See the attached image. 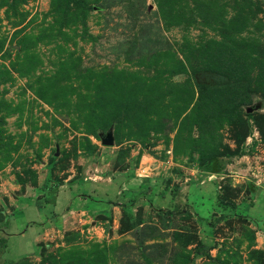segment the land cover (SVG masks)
Masks as SVG:
<instances>
[{
    "label": "rangeland",
    "instance_id": "rangeland-1",
    "mask_svg": "<svg viewBox=\"0 0 264 264\" xmlns=\"http://www.w3.org/2000/svg\"><path fill=\"white\" fill-rule=\"evenodd\" d=\"M258 198L264 0H0V264H264Z\"/></svg>",
    "mask_w": 264,
    "mask_h": 264
},
{
    "label": "crops",
    "instance_id": "crops-1",
    "mask_svg": "<svg viewBox=\"0 0 264 264\" xmlns=\"http://www.w3.org/2000/svg\"><path fill=\"white\" fill-rule=\"evenodd\" d=\"M114 182H116L115 184L117 186H123L124 189L127 188H132L134 186H136L137 184V178H134L133 176H130L128 173H119ZM90 184V183H88ZM206 185V184H205ZM195 186L198 188L200 185H196ZM210 185H206V187H208ZM199 189V188H198ZM257 196H260V192L256 193ZM256 196V195H255ZM85 200H90L88 197L85 198ZM256 203L257 205L253 208L250 209V212L254 215H256L258 217V226L263 230L262 235L264 236V201L261 202L260 199H256ZM88 202V201H87ZM86 201H84V204L87 203ZM96 202V201H95ZM75 203H78V201H72L70 204L75 205ZM98 203V201H97ZM99 205L95 206L96 210H90V209H84L81 210L82 213L85 215H88L89 217H93V214H97L98 212H108L109 210H111V207L106 205V204H102L101 202L98 203ZM74 209V208H73ZM70 209L68 212L60 214L55 216V221L57 222V224L55 225L57 228V232L61 233V231H65L68 229H71L70 225H73L74 223L71 220L70 223V219L72 217H74L73 213H77V210H73Z\"/></svg>",
    "mask_w": 264,
    "mask_h": 264
},
{
    "label": "trees",
    "instance_id": "trees-1",
    "mask_svg": "<svg viewBox=\"0 0 264 264\" xmlns=\"http://www.w3.org/2000/svg\"><path fill=\"white\" fill-rule=\"evenodd\" d=\"M0 244H1V239H0ZM73 249L74 247L60 248L55 252L54 251L48 252L46 249H43V251L40 253L39 264H52V263L59 264L63 262L65 263L68 260L67 255H69Z\"/></svg>",
    "mask_w": 264,
    "mask_h": 264
},
{
    "label": "water",
    "instance_id": "water-1",
    "mask_svg": "<svg viewBox=\"0 0 264 264\" xmlns=\"http://www.w3.org/2000/svg\"><path fill=\"white\" fill-rule=\"evenodd\" d=\"M108 144V143H107Z\"/></svg>",
    "mask_w": 264,
    "mask_h": 264
}]
</instances>
